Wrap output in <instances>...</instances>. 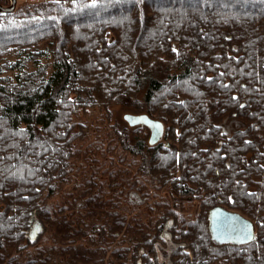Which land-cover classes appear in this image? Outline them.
Instances as JSON below:
<instances>
[{
    "label": "trees",
    "instance_id": "obj_1",
    "mask_svg": "<svg viewBox=\"0 0 264 264\" xmlns=\"http://www.w3.org/2000/svg\"><path fill=\"white\" fill-rule=\"evenodd\" d=\"M45 42L52 48L49 68L35 64L46 53L38 49ZM155 67L165 75L158 73L142 91L141 78ZM139 95L148 114L169 123L166 140L173 143L154 148L137 136L134 146L125 144L137 157L125 174L115 163L107 181L98 183L102 166L85 180L84 205L73 201L76 228L75 220L55 217L48 201L79 151L72 144L80 136L73 134L75 114ZM148 114L137 115L139 121ZM134 117L126 116L129 125L142 126ZM231 119L239 125L225 133L223 123ZM144 167L157 178L154 185L142 178ZM188 182L202 189L203 199L241 211L261 230L249 246L220 247L210 242L205 214L188 224L175 215L171 238L184 244L173 248V263L264 264V0H55L30 11L0 12V264L75 263L74 253L59 261L66 250L56 255L55 246L38 239L48 231L54 243L82 237L87 232L80 225L89 228L92 218L100 222L92 229L100 243L117 238L127 246L124 258L138 255L140 264H154L159 222L177 195L191 193ZM145 185L170 186L174 193L157 203L163 211L157 218L146 211L147 222L129 220L135 193L143 202L156 195ZM32 220L40 233L28 241L24 232ZM71 240L78 259L92 262L96 251L82 248L81 254L77 239ZM113 255L120 257L119 251Z\"/></svg>",
    "mask_w": 264,
    "mask_h": 264
},
{
    "label": "rangeland",
    "instance_id": "obj_2",
    "mask_svg": "<svg viewBox=\"0 0 264 264\" xmlns=\"http://www.w3.org/2000/svg\"><path fill=\"white\" fill-rule=\"evenodd\" d=\"M1 1L4 3L3 4L4 6L10 5V0H1ZM49 1H55V0H16L15 12L20 13V12L30 11V10H33L35 7H40ZM38 49L42 51L45 50L46 53L43 57L39 58V60L35 64L37 65L38 64H41V65L48 64L47 65L48 68L49 66L51 67L52 62H53L52 55H51L52 54L51 46L48 44V42H45V43H41ZM15 60H17V57L15 56H9L7 58V61L9 62H12ZM27 69L32 70L33 69L32 64L30 63L27 64ZM161 71H162L161 68L155 67L145 77L141 78L140 87L142 91L153 78L158 77V73H159V76L165 75V72H161ZM7 75L11 76L12 73H8ZM142 105H143L142 97L141 95H139L137 98L129 99V100H122L118 102L117 104H112L108 107L88 108L87 110H84V111H78L75 114L74 122L77 124V127L73 130V134L80 133V136L77 137V139L74 140L72 144L75 146V149L77 148L76 150H79V151L75 155V157L71 159L70 174L66 176V179H64L63 183L58 185V188H59L58 193L54 194V196L48 201L49 204H54L55 206L54 208L57 211L61 209L62 207H64V210H62L61 212L56 211L55 217L59 219L65 218L70 223L72 219L75 220V222L72 221L71 226L76 228L79 225L80 220L78 221V219L80 218L78 217L75 218V216L73 217V214H74L73 212L74 202L73 201L75 200L79 207H82L84 205L83 199H81L80 195L82 193V190L84 189L85 180L89 179L91 177V174L93 173V168L102 166L101 172L103 173H101L100 175L98 174V180H99L98 183H102L103 181L105 182L108 180L107 172L109 170H112L109 168L110 164L117 163L118 167L121 169V172H123V173H120V176H121L125 174L124 170H128V168L132 166V163L137 160L136 156L135 157L131 156L132 154H129V152L125 149V144L128 143L130 146H134L135 141H136L135 139L137 138V136L140 138L144 137L145 140L147 136L145 134V131L139 128L141 126L131 127L129 123L126 121V116H137L140 114H148V112H146V110L143 108L144 105L143 107ZM148 116L151 117L152 119L161 121L162 125L164 126L165 133L167 132L166 130H167V127L169 126V123L165 121L163 117L158 116L156 114L155 115L148 114ZM178 135H179V131L176 130V136ZM168 141H170V143H173L172 140L166 141L165 139L163 140V144ZM111 149H113V151ZM85 154L87 155L92 154V157L90 158V160L84 159ZM124 154L126 155L127 159L126 158L123 159L120 157V160H119L118 159L119 155H122L124 157ZM112 155H114V158H112ZM134 170H136V168ZM143 170L145 171L144 172L145 177H142V178H146L147 183L149 185H154L157 182V178L154 176L153 173H150L148 168L144 167ZM174 172L177 173L176 174L177 178L181 176L180 171H174ZM171 180H173V176L171 177ZM155 187L153 190H149L148 187L145 185V188H147L149 192L156 193V195L154 194V196L153 194H150L146 202H143L146 200V198H143V196H141L140 194L135 193L136 203L135 204L133 203L134 207L131 206L129 210L127 211L129 220L135 218L137 220L141 219L142 221L144 220L145 222H147V217H149L148 213L152 214L153 212V214L157 218L158 216L156 214H160L163 212L161 209L158 211V208L156 205L157 203L163 201V199H166L165 197L168 195L169 192H171L172 188L170 186H168V188H165L166 187L165 186L164 188L160 190L159 189L155 190ZM186 188L188 191L191 190V193H185L184 195L176 194L177 195L176 197L180 198V200L175 202L173 205L168 206L169 212H167V216H165L162 219V221L159 222L160 224L158 227H160V225L161 227H160V232L158 233V235L161 236L163 234L164 229H166V227L170 228V231L172 230L173 222L175 220L174 218L175 215H177L179 219L185 218L186 219L185 224L195 223L197 219H200L201 216L205 214V210L210 208L212 205H215L214 202H212V200L207 201L202 198L203 197L202 189L198 188L196 185L189 183L186 185ZM172 193H174L173 190H172ZM108 196L110 198L111 194H108ZM75 198H77L78 200H76ZM150 209L152 211H150ZM83 210H84L83 212H87V208ZM233 210L238 211L241 214H243L239 210H236V209H233ZM146 211H148V213ZM141 215H145V216H141ZM244 216L250 218L247 215H244ZM250 219L252 220V218ZM97 220H100L99 217L97 218ZM252 221L255 222L254 220ZM99 223L98 221H96V219L92 218L89 221V225H88L89 228H86L84 225H80L83 229L85 228L84 231L87 232V234L83 235L82 237H76L75 235L71 237L70 235L66 240H61L60 243L58 242L54 243V242H51L50 239L48 238L50 234V232L48 231L47 234L41 235L38 240H40L39 243L46 248L50 246H52L53 248V246H55L53 250H55L56 255L59 252L58 250L60 248L65 249L66 254L64 256L59 255V257H61L59 261H61L63 257L67 258L70 261L71 253H74L75 258L72 260V262H75L74 264H83L82 260L84 259H78L76 253L72 250V247H71L72 246L71 239H77V243H75V248H77V252H80L82 254L83 251L81 249L83 248L85 251L90 250L93 252L96 251L97 253L94 256L95 259L91 258L92 262L87 261V264H111L112 262L114 264L115 263L116 264L117 263L119 264H140L139 263L140 261H137L135 259V258H139L140 260V256L138 255L137 256L129 255V257L124 258L125 252H123V250H125L127 246L124 244H120L119 239L117 238L106 239L105 243H100L99 241L100 236H101L100 233H98V231L94 232L96 228L98 229L101 227ZM187 227L188 226H185V229ZM92 229H94V231ZM73 230L74 229H72V231ZM197 230H198L197 232L200 231L198 227H197ZM260 230L261 229L258 227L255 228V232L257 233V235L259 234ZM155 234H156V229L153 230L152 237H155ZM164 236L166 235L164 234ZM175 242H178L179 244H184V242L180 239L175 240ZM24 244L26 245L25 242ZM155 248H158L156 250H159L160 252V261H163L164 259L167 258L162 255L161 250L163 248H160L159 244ZM28 250H32V248ZM26 251H23L22 253L18 255H22L24 257ZM114 251H119V256L120 257L122 256L123 258L120 259V257H114L113 255ZM167 251L169 252L170 249ZM186 251H187V248L181 249V253H184L185 255L187 254ZM259 251H261V249H259ZM10 252L11 253L8 254V257H10L12 254V251ZM66 263H71V261L66 262ZM55 264L57 263L55 262Z\"/></svg>",
    "mask_w": 264,
    "mask_h": 264
},
{
    "label": "flooded vegetation",
    "instance_id": "obj_3",
    "mask_svg": "<svg viewBox=\"0 0 264 264\" xmlns=\"http://www.w3.org/2000/svg\"><path fill=\"white\" fill-rule=\"evenodd\" d=\"M133 119H134L135 124L142 125L139 128H142V130L145 131V134L147 136L146 140L148 141V144L151 147L155 148L156 146L160 145L161 143L163 144V140L167 139L166 133L164 131V126L162 125L161 121L156 120V119H152L149 116H148V119H141L142 121H139L138 116L134 117ZM238 125H239L238 122H236L234 119H231V121H228L227 123H223L224 132L227 133L229 130H231V128H236V126H238ZM164 146H165V148L170 147L168 142L164 143ZM214 206H222L229 211L238 212V211H235L233 209H229V208H227L223 205H220V204H216ZM214 206H212V207H214ZM211 208H209V209H211ZM209 209L205 210V216L206 217H207V212ZM238 213L241 214L240 212H238ZM241 215H243V214H241ZM244 217H246V216H244ZM246 218L249 219L248 217H246ZM249 220L254 225L255 240L252 242V243H254L257 239V233L255 232L256 223L253 222L251 219H249ZM206 221H207V218H206ZM36 225L37 224L35 223V220H32L27 225V228L24 232V238L26 240L31 241L32 238L34 239V238H36L37 235H39L40 230L36 227ZM207 231H208V227H207ZM164 234L166 236H164ZM208 235H209V233H208ZM171 236L172 235H171L170 228L166 227V229H164V231H163V234L161 236L159 235V239L157 241H155L154 246H153L154 256H152L154 258V264H174L172 259H171V254L173 252V248H174V251H177L178 248L182 246V244H179L178 242L173 241ZM209 239H210V236H209ZM210 242H211V244H215L216 246H220V247H227V246L243 247V246H249L252 244V243H249V244L240 245V246L234 245V244H219L217 242L212 241L211 239H210ZM158 244H159L160 248H163L162 249L163 251H167L170 249L169 252L167 251L168 252V255L166 256L167 258L164 259L163 261H160V252H159V250H156L157 248H155ZM64 264H72V263H64ZM141 264H143V263H141Z\"/></svg>",
    "mask_w": 264,
    "mask_h": 264
},
{
    "label": "water",
    "instance_id": "obj_4",
    "mask_svg": "<svg viewBox=\"0 0 264 264\" xmlns=\"http://www.w3.org/2000/svg\"><path fill=\"white\" fill-rule=\"evenodd\" d=\"M15 7L16 0H10L9 6L0 4V12L12 13ZM206 218L208 233L214 242L240 246L255 240L253 223L238 212L229 211L222 206H214L208 210Z\"/></svg>",
    "mask_w": 264,
    "mask_h": 264
}]
</instances>
